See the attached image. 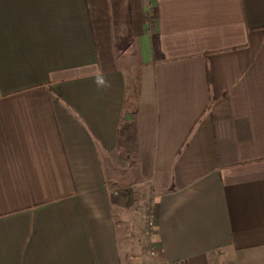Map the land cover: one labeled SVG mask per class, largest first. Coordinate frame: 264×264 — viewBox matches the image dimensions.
I'll use <instances>...</instances> for the list:
<instances>
[{
  "label": "crops",
  "instance_id": "obj_1",
  "mask_svg": "<svg viewBox=\"0 0 264 264\" xmlns=\"http://www.w3.org/2000/svg\"><path fill=\"white\" fill-rule=\"evenodd\" d=\"M143 188L160 264H264V0H0V264H154Z\"/></svg>",
  "mask_w": 264,
  "mask_h": 264
},
{
  "label": "rangeland",
  "instance_id": "obj_2",
  "mask_svg": "<svg viewBox=\"0 0 264 264\" xmlns=\"http://www.w3.org/2000/svg\"><path fill=\"white\" fill-rule=\"evenodd\" d=\"M132 165H133L132 160L131 159L128 160V155L125 154L124 152L120 154L119 159L117 158V155L116 157L110 156L108 159V166L110 168V173L114 176L113 181L116 182V184L113 185L117 188L118 191V195L116 196L120 198L123 204L125 202L126 204V205L124 204L125 209L131 207L132 192L134 191L135 188L138 187V184L133 183V181L136 180V176L133 175ZM146 191L147 190L143 188V192L145 193L141 197L145 199L144 202H146V200L148 201L149 199L148 197L150 195L149 193L151 192V190L148 192Z\"/></svg>",
  "mask_w": 264,
  "mask_h": 264
},
{
  "label": "built area",
  "instance_id": "obj_3",
  "mask_svg": "<svg viewBox=\"0 0 264 264\" xmlns=\"http://www.w3.org/2000/svg\"><path fill=\"white\" fill-rule=\"evenodd\" d=\"M148 201L143 210V223H144V233L146 239L144 241V253L148 257L155 260L154 264H160L157 258V250L153 245L154 236L157 230V220L154 214L155 210V196L150 194Z\"/></svg>",
  "mask_w": 264,
  "mask_h": 264
}]
</instances>
